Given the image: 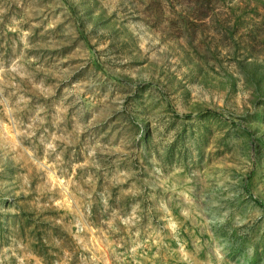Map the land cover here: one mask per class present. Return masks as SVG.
Listing matches in <instances>:
<instances>
[{"label":"rangeland","instance_id":"obj_1","mask_svg":"<svg viewBox=\"0 0 264 264\" xmlns=\"http://www.w3.org/2000/svg\"><path fill=\"white\" fill-rule=\"evenodd\" d=\"M0 264H264V0H0Z\"/></svg>","mask_w":264,"mask_h":264},{"label":"trees","instance_id":"obj_2","mask_svg":"<svg viewBox=\"0 0 264 264\" xmlns=\"http://www.w3.org/2000/svg\"><path fill=\"white\" fill-rule=\"evenodd\" d=\"M186 1H190V0H186ZM197 3H199L200 5H211L212 0H197Z\"/></svg>","mask_w":264,"mask_h":264}]
</instances>
